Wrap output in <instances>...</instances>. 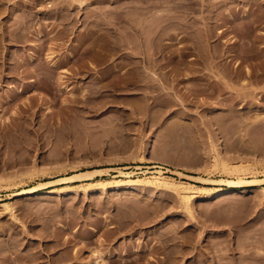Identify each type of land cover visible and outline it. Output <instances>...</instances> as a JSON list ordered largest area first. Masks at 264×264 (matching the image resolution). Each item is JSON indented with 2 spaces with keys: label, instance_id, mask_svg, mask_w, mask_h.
<instances>
[{
  "label": "rangeland",
  "instance_id": "374dc122",
  "mask_svg": "<svg viewBox=\"0 0 264 264\" xmlns=\"http://www.w3.org/2000/svg\"><path fill=\"white\" fill-rule=\"evenodd\" d=\"M97 261L264 264V0H0V264Z\"/></svg>",
  "mask_w": 264,
  "mask_h": 264
},
{
  "label": "bare ground",
  "instance_id": "6f19581e",
  "mask_svg": "<svg viewBox=\"0 0 264 264\" xmlns=\"http://www.w3.org/2000/svg\"><path fill=\"white\" fill-rule=\"evenodd\" d=\"M217 159V158H216ZM216 159H215V161H216ZM216 163V162H215ZM152 168H155V170L153 171V173L155 174V173H157V174H162V166L160 165V163H154V165H153V167ZM104 169H102V168H95V169H93V170H91V171H88V173L87 172H79V171H75V172H72V173H69V174H67V175H65V176H61V177H57L58 179H56V178H54V179H52V181H49V182H47L49 185H54V184H57V183H60V182H64V181H68V182H73V181H75L76 179H82V178H84L85 176H90V177H94L95 175H97V174H99V173H101L102 171H103ZM166 170H171L174 174H176V175H180V176H183V177H186V178H190V179H194V178H197L198 180L200 179L203 183H205V184H212V183H215L216 181H218V180H216V179H213V178H207V177H198V176H195L194 174H190V173H186V172H182V171H180V170H177V169H172V168H169V167H167L166 168ZM141 171V170H140ZM121 175L122 176H130L131 175V173L130 172H127V171H125L124 169H121ZM142 174V171L141 172H135L134 174ZM155 178H157V176L156 175H151L150 177H149V179H155ZM159 178V177H158ZM172 178V177H171ZM126 179V178H125ZM131 180V179H130ZM127 181V180H126ZM134 181V180H133ZM136 181V180H135ZM259 182L258 181V179L257 178H253V179H249V180H244V179H240V178H238V179H227L226 180V182H227V184H230V185H236V184H240L241 182H250V184H252V182ZM101 182V181H100ZM102 183V185H106L107 184V182L105 181H102L101 182ZM100 183V184H101ZM136 183V182H135ZM166 183V182H165ZM147 184H149V183H147ZM181 184V186H182V193H181V197H182V201H183V203L186 205V207L188 206V208L190 207V202H191V200L195 197L194 196V192L193 191H191V189H192V187H194L195 185L193 184V183H191V182H182V183H180ZM127 185V184H126ZM132 185V184H131ZM151 185V184H150ZM35 187V186H34ZM34 187H26V188H24V189H22V190H18V191H16L15 193H14V196L15 197H18V196H22V195H24V194H29V193H31L32 191H33V188ZM70 187H72V186H70ZM63 188V187H62ZM66 188H68V187H66ZM82 188V187H81ZM127 188H131L130 187V185L128 186L127 185ZM60 190H61V188H59ZM83 190H85L86 188H82ZM55 190H56V188L55 189H52V188H48V189H46V191H45V194L47 195V194H52L53 192H55ZM63 190V189H62ZM61 190V191H62ZM193 190V189H192ZM57 191V190H56ZM231 191H236V189H232L231 187H229V188H219L218 190H217V192H216V195H218V196H220L221 194H224V193H227V192H231ZM58 192V191H57ZM238 192H242V190L241 189H239L238 190ZM59 193V192H58ZM196 193V192H195ZM6 206H5V209L6 208H8L9 207V203L8 202H5L4 203ZM191 210V207H190V209H189V211ZM99 261H97V263H98ZM95 263H96V261H95ZM100 263H101V261H100ZM100 263H98V264H100ZM102 264V263H101Z\"/></svg>",
  "mask_w": 264,
  "mask_h": 264
}]
</instances>
